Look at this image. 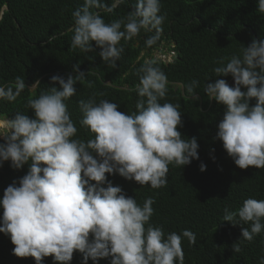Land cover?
Wrapping results in <instances>:
<instances>
[{
    "label": "clouds",
    "instance_id": "1",
    "mask_svg": "<svg viewBox=\"0 0 264 264\" xmlns=\"http://www.w3.org/2000/svg\"><path fill=\"white\" fill-rule=\"evenodd\" d=\"M125 3L84 0L72 12L70 49L95 52L94 41L103 62L116 68L124 52L122 40L131 41L143 31L152 33L145 45H155L166 19L160 14L161 0H137L134 11L111 23L93 11L112 13ZM257 12L264 14V0H258ZM55 38L56 34L49 41ZM216 63L219 66L212 72L217 77L230 74L235 84L217 79L203 88L209 100L225 106L214 139L223 142L239 168L264 169V40L253 38L240 54L221 57ZM73 67L76 76L51 77L60 88L50 87L27 100L26 107L34 110L35 118L17 112L0 122L4 140L0 167L10 162L12 169L20 170L29 164L27 173L8 185L0 198V232L10 236L14 255L33 257L36 264H44L49 256L54 264H71L77 251L83 256L82 264L89 259L99 264L109 257L110 264H185L182 240L194 246L196 234L189 229L166 234L162 226L150 223L154 198H146L141 205L107 175L118 173L142 187L159 189L168 184L169 165L183 168L199 159L197 137L183 139L178 130L183 126L180 105L160 102L168 91L166 74L157 60L144 61L137 69L139 99L131 114L119 111V104L107 99L79 100L80 124L94 134L85 141L75 138L78 129L65 103L76 94V83L85 80L79 64ZM38 84L29 86L17 76L0 86V100L15 102L26 88L32 91ZM185 87L199 99L195 90L200 81L193 79ZM200 170L205 171L206 165L201 163ZM224 213L222 221L249 225L232 245L235 253L242 251L243 241L250 243L264 232V199L247 198L237 210L225 207ZM259 264H264V257Z\"/></svg>",
    "mask_w": 264,
    "mask_h": 264
},
{
    "label": "trees",
    "instance_id": "2",
    "mask_svg": "<svg viewBox=\"0 0 264 264\" xmlns=\"http://www.w3.org/2000/svg\"><path fill=\"white\" fill-rule=\"evenodd\" d=\"M103 2L111 5L114 0ZM83 3L84 0H0V12L3 11L0 86L14 82L17 76L24 78L29 86L39 81L32 91L26 88L15 102L0 100V117L9 120L20 112L35 118L34 110L26 107L27 100L50 87L60 88L59 82H53L51 77L76 76L73 66L79 64L86 74L85 80L76 83V94L65 103L78 129L75 138L85 141L94 138L80 124L83 114L79 100L95 96L97 102L107 99L118 103L119 111L135 112L139 99L135 90L139 83L137 69L145 60L154 59L153 53L166 45L169 52H174L171 60L155 59L168 81L167 95L160 102L180 105L183 126H178V130L183 139L197 137L199 159H193L183 168L169 165L168 184L159 189L142 187L118 173L107 174L108 180L114 186H121L127 196L136 198L141 205L146 198L153 197L155 211L150 223L162 226L166 234H179L184 229L196 234L194 246L186 238L182 240L185 264H259L264 257V232L250 243L243 241L242 251L235 253L232 245L242 238V228L249 225L233 226L222 218L225 207L235 211L247 198L264 199V169L239 168L223 148V142L214 139L218 124L224 118L225 106L209 100L203 91L206 82L214 83L217 79H225L234 86L230 74L217 77L212 72L219 66L216 61L240 54L253 38L264 40V14L257 12L258 0H161L160 14L166 19L160 39L147 47L145 41L152 33L141 31L131 41L122 40L124 52L116 68L103 62L99 56L101 49L94 41L95 52L70 49L72 12ZM136 3L137 0H127L112 13L93 11H99L105 22L111 23L134 11ZM55 34L57 38L50 42L49 37ZM193 79L200 81V87L195 90L199 99L186 91L185 86ZM255 103L253 98L251 104ZM0 143H4L3 138ZM201 163L206 165L205 171L200 170ZM28 167L25 164L23 169L14 170L10 162L0 167V198L8 185L27 173ZM2 214L0 209V217ZM14 247L10 236L0 232V264H36L33 257L14 255ZM82 260V254L74 252L71 264H82ZM110 261L111 257L102 258L99 264H110ZM44 264H54L53 258L45 257ZM88 264L94 262L89 259Z\"/></svg>",
    "mask_w": 264,
    "mask_h": 264
},
{
    "label": "rangeland",
    "instance_id": "3",
    "mask_svg": "<svg viewBox=\"0 0 264 264\" xmlns=\"http://www.w3.org/2000/svg\"><path fill=\"white\" fill-rule=\"evenodd\" d=\"M168 53H169V51H168L166 45H164V46H162L160 49L156 50V51L153 53L152 57H153L154 59H162L161 57H163V58H168V56H167ZM163 55H166L167 57H165V56H163ZM1 121H7V120H6V119H3V118L0 117V122H1Z\"/></svg>",
    "mask_w": 264,
    "mask_h": 264
},
{
    "label": "built area",
    "instance_id": "4",
    "mask_svg": "<svg viewBox=\"0 0 264 264\" xmlns=\"http://www.w3.org/2000/svg\"><path fill=\"white\" fill-rule=\"evenodd\" d=\"M173 54H174V52L170 51V52L168 53V55H167L168 58H163V57H161V58H162V60H164V61H169V60H171ZM163 56L167 57L166 55H163Z\"/></svg>",
    "mask_w": 264,
    "mask_h": 264
},
{
    "label": "water",
    "instance_id": "5",
    "mask_svg": "<svg viewBox=\"0 0 264 264\" xmlns=\"http://www.w3.org/2000/svg\"><path fill=\"white\" fill-rule=\"evenodd\" d=\"M6 8H8V6L6 5ZM3 15V11L0 12V19L2 18Z\"/></svg>",
    "mask_w": 264,
    "mask_h": 264
},
{
    "label": "bare ground",
    "instance_id": "6",
    "mask_svg": "<svg viewBox=\"0 0 264 264\" xmlns=\"http://www.w3.org/2000/svg\"><path fill=\"white\" fill-rule=\"evenodd\" d=\"M2 122V121H1Z\"/></svg>",
    "mask_w": 264,
    "mask_h": 264
}]
</instances>
